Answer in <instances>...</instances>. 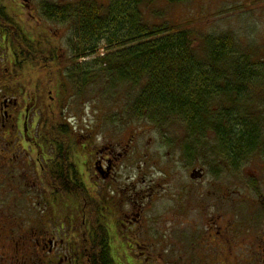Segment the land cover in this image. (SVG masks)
I'll return each mask as SVG.
<instances>
[{"label": "trees", "instance_id": "obj_1", "mask_svg": "<svg viewBox=\"0 0 264 264\" xmlns=\"http://www.w3.org/2000/svg\"><path fill=\"white\" fill-rule=\"evenodd\" d=\"M151 1L43 4V17L69 25L71 58L76 62L89 59L67 70L61 69L52 54L50 59L45 57L39 41L14 22L0 2V27L8 36L4 41L9 51L5 50L10 62L8 72L16 76L28 70L48 73L46 80L55 83L51 85L55 93L51 107L69 88L81 92L98 82L108 88L123 83L139 85L129 107L133 118L160 129L173 127L181 153L188 161L207 153L208 160L217 159L228 172H237L264 145L261 110L256 109L259 99H264V56L258 57L252 47H241L231 34L206 33L196 39L189 29L150 22L142 7ZM164 1L177 5L186 0ZM53 69L57 78L49 76ZM16 76L4 78L3 82L10 87ZM48 109L46 106L40 118L36 143L39 154L51 155L45 156L51 166L44 182L54 188V194L82 195L87 189L71 164V131L64 118L49 115ZM8 133L11 137L22 134L16 128H9ZM101 260V264H107L106 256Z\"/></svg>", "mask_w": 264, "mask_h": 264}, {"label": "rangeland", "instance_id": "obj_2", "mask_svg": "<svg viewBox=\"0 0 264 264\" xmlns=\"http://www.w3.org/2000/svg\"><path fill=\"white\" fill-rule=\"evenodd\" d=\"M76 1L78 0H0L14 22L25 28L34 40L39 41L47 59L57 55L62 70L89 59L76 62L71 58L69 25L48 21L41 14V7L43 4L62 5ZM93 1L100 5L109 3V0ZM142 10L144 17L150 22L156 24L166 22L189 29L196 39L206 33L231 34L241 47H252L258 57L264 56V0H186L177 5H169L164 0H152L149 5L142 7ZM4 41L5 39L0 36V114L3 102H12L15 99L17 113L21 119L19 130L22 134L11 137L10 133L7 134L10 127H1L3 130L0 128V152L4 151L6 155L13 153L18 157L16 161L19 160L21 164V166L17 164L15 166L17 169L12 171L18 180V183L17 181L14 183L19 187H11L14 183L11 182V176L5 172L11 170V167L0 170V231L5 230L2 232L0 254L11 252L9 248L4 247L5 237L12 232L10 228L14 226V223L10 222V215L15 216V223L27 226L28 230L31 226L25 223L28 219H35L32 224L42 217L47 220L46 214L49 213L51 216L52 210H56L55 202H51L50 199L48 202L43 201V188L47 182H44V178L41 182V176L34 172L32 161L42 157L41 154L38 155L41 151L39 152L36 143L41 131L39 121H42L40 118L46 106L51 110L49 115L60 116L59 120L64 118L71 131L74 142L71 151L85 187H90L93 173L92 151L97 149L102 151V156L112 168L114 175L109 185L112 187L135 185L144 189L145 198L142 206L146 211L151 208L146 215H153L154 206L157 208L167 204L165 197L167 187H182L188 184H195V187H213L220 184L226 187H245L254 174L255 165L250 158L242 163L237 172L232 173L219 165L217 159L208 160L207 153L195 156V161H188L181 153L175 137L176 130L175 135L172 132L173 127L160 129L157 125L137 120L130 115L129 107L140 90L139 85L123 83L108 88L106 84L98 82L81 92L69 88L59 95L58 104H54V107H51L55 100L51 85L55 83L46 80L48 73L44 71L33 72L37 74L31 77L29 70L24 72L23 76L15 74L16 78L10 81V87L6 86L8 83L3 82L6 77L3 70L5 67L10 68V62L8 63V56L5 54L7 49L4 44L7 43ZM53 72L54 69L49 76L57 78ZM4 88L8 90L4 91ZM256 109L261 110L259 122L264 127L263 98L259 99ZM22 136L26 141L23 138L24 141L21 140L22 143L17 144L18 138ZM9 137L16 143H6L3 138L7 140ZM45 149L44 151H47V148ZM27 151L31 152V155ZM47 155L51 157L49 152ZM25 162L32 164L31 167L28 165L29 169L26 171L31 181L27 179L26 183L23 165ZM194 167L204 168L203 178L199 181L191 180L189 177ZM47 175L48 172L45 177ZM150 193L151 199L148 198ZM48 224L52 228V222L49 221ZM169 226L162 225V230L168 231ZM183 230L185 229L181 231ZM68 242H73V239L66 237L64 243ZM65 252L69 250L66 248ZM33 254V264H38L36 252L33 251Z\"/></svg>", "mask_w": 264, "mask_h": 264}, {"label": "flooded vegetation", "instance_id": "obj_3", "mask_svg": "<svg viewBox=\"0 0 264 264\" xmlns=\"http://www.w3.org/2000/svg\"><path fill=\"white\" fill-rule=\"evenodd\" d=\"M0 36L5 40L8 38L1 27ZM7 45L4 44L5 49ZM3 74L5 78L15 76L7 67ZM33 74L37 73L30 72V77ZM16 106L15 99L3 102L0 128L19 130L21 119ZM23 138L26 141L22 136L17 144L22 143ZM3 139L8 144L16 143L13 138ZM92 152L91 183L82 195L54 194V189L44 184L43 201L55 202L56 212L52 210L51 216L46 214L47 220L42 217L34 224L35 219H28L25 222L31 224L28 230L27 226L15 223V216L10 215L14 226L5 237L4 247L11 252L0 254V264H33V251L37 254L38 264H101L100 260L105 256L107 264H264V145L261 151L255 150L251 155L254 174L245 187H226L224 184L167 187V204L154 206L153 215H146L151 208L146 211L142 206L144 189L135 185H109L114 175L109 162L102 156V151L94 149ZM27 153L31 155V152ZM41 155L32 161L34 172L43 182L51 164L45 157L47 153ZM71 157L76 172L75 156L72 154ZM16 158L13 153L0 152V170L12 168L5 171L11 176L12 183H18L12 171L17 169V164L21 166ZM58 164L62 166L60 159ZM23 165L26 183L30 177L26 171L32 164L25 162ZM193 169H198L199 173L195 174ZM204 172V168L194 167L189 177L199 181ZM71 180L75 181L72 177ZM17 183L11 187H19ZM151 197L152 193L148 195ZM162 225H170L168 231H163ZM3 231H0V242ZM66 237L73 242L65 244Z\"/></svg>", "mask_w": 264, "mask_h": 264}, {"label": "water", "instance_id": "obj_4", "mask_svg": "<svg viewBox=\"0 0 264 264\" xmlns=\"http://www.w3.org/2000/svg\"><path fill=\"white\" fill-rule=\"evenodd\" d=\"M193 172H194L195 174H198V173H199L198 170H193ZM192 174H193V173H192ZM191 177H195V175H192Z\"/></svg>", "mask_w": 264, "mask_h": 264}]
</instances>
